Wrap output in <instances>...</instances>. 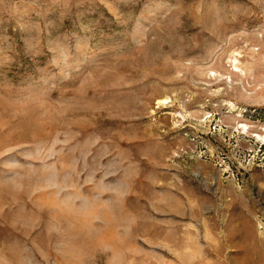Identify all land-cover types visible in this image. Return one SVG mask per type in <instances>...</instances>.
<instances>
[{
  "label": "rangeland",
  "instance_id": "rangeland-1",
  "mask_svg": "<svg viewBox=\"0 0 264 264\" xmlns=\"http://www.w3.org/2000/svg\"><path fill=\"white\" fill-rule=\"evenodd\" d=\"M0 264H264V0H0Z\"/></svg>",
  "mask_w": 264,
  "mask_h": 264
}]
</instances>
